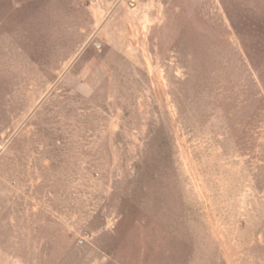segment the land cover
<instances>
[{
    "label": "rangeland",
    "instance_id": "1",
    "mask_svg": "<svg viewBox=\"0 0 264 264\" xmlns=\"http://www.w3.org/2000/svg\"><path fill=\"white\" fill-rule=\"evenodd\" d=\"M0 264H264V0H0Z\"/></svg>",
    "mask_w": 264,
    "mask_h": 264
}]
</instances>
